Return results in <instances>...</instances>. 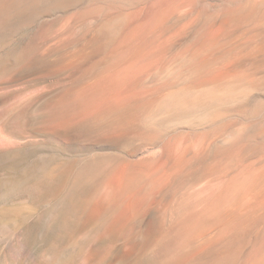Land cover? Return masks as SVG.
<instances>
[{"label":"rangeland","instance_id":"1","mask_svg":"<svg viewBox=\"0 0 264 264\" xmlns=\"http://www.w3.org/2000/svg\"><path fill=\"white\" fill-rule=\"evenodd\" d=\"M263 176L264 0H0V264H264Z\"/></svg>","mask_w":264,"mask_h":264},{"label":"bare ground","instance_id":"2","mask_svg":"<svg viewBox=\"0 0 264 264\" xmlns=\"http://www.w3.org/2000/svg\"><path fill=\"white\" fill-rule=\"evenodd\" d=\"M263 44V43H262ZM248 83V82H247ZM257 86V85H256ZM241 88V87H240ZM227 93V92H226ZM264 177V176H263ZM263 182V181H262ZM258 184V183H257ZM261 185V184H260ZM256 187V186H255ZM237 212V211H236ZM263 250V249H262ZM261 250V251H262ZM260 253V252H259ZM264 253V252H263ZM263 253H262V258H263ZM261 256V255H260ZM261 258V257H260ZM259 258H257L256 260H258ZM259 262H260V260H259Z\"/></svg>","mask_w":264,"mask_h":264}]
</instances>
